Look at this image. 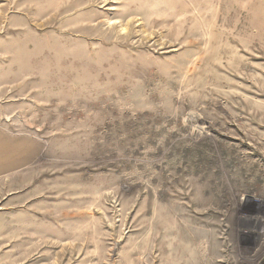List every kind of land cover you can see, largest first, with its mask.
Wrapping results in <instances>:
<instances>
[{
	"label": "rangeland",
	"instance_id": "1",
	"mask_svg": "<svg viewBox=\"0 0 264 264\" xmlns=\"http://www.w3.org/2000/svg\"><path fill=\"white\" fill-rule=\"evenodd\" d=\"M9 243L264 264V0H0Z\"/></svg>",
	"mask_w": 264,
	"mask_h": 264
},
{
	"label": "crops",
	"instance_id": "2",
	"mask_svg": "<svg viewBox=\"0 0 264 264\" xmlns=\"http://www.w3.org/2000/svg\"><path fill=\"white\" fill-rule=\"evenodd\" d=\"M13 244L1 246L0 264H39L38 248L27 254L22 250L17 251Z\"/></svg>",
	"mask_w": 264,
	"mask_h": 264
}]
</instances>
